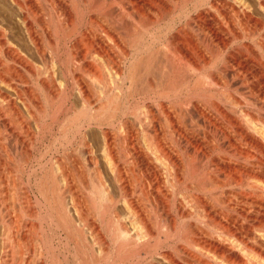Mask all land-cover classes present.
Returning a JSON list of instances; mask_svg holds the SVG:
<instances>
[{
  "label": "bare ground",
  "instance_id": "6f19581e",
  "mask_svg": "<svg viewBox=\"0 0 264 264\" xmlns=\"http://www.w3.org/2000/svg\"><path fill=\"white\" fill-rule=\"evenodd\" d=\"M10 163L0 264H254L264 0H0L1 198Z\"/></svg>",
  "mask_w": 264,
  "mask_h": 264
},
{
  "label": "rangeland",
  "instance_id": "374dc122",
  "mask_svg": "<svg viewBox=\"0 0 264 264\" xmlns=\"http://www.w3.org/2000/svg\"><path fill=\"white\" fill-rule=\"evenodd\" d=\"M49 158V157H48ZM51 163V162H50ZM49 163V164H50ZM54 163V162H53ZM12 164V165H11ZM55 164V163H54ZM52 165V163L49 165L50 167H51V165H52V167L54 166V168H56L55 169V171L56 172H58V173H60L59 172V170L57 169V165ZM10 165L11 166H9L10 167V169L9 168H7V171L5 172V177L7 176L8 177V179H7V177H6V180L9 182H7L5 179H4V183H6L5 184V191L7 192V193H5V195L6 194H8L7 196H4L3 195V197H5L4 198V200H2V198L0 199V247L1 246H3L2 245V243H3V240H4V238H3V240H2V237H4L3 235H5V234H7V235H9V234H11V236H12V238L14 239V238H16V236L18 237L17 239H19V238H21L20 236H24V233H25V236L27 235V239H26V243H24V245H26L25 247H22V250L24 251V253H29V252H31V250H32V248H33V244H34V240H35V235L36 234H34V230H33V228H32V226L34 225V226H36L37 227V221H36V219L33 217V216H31V215H29V214H27L26 213V211L24 212H22V208H21V205H23V204H21V202H24V201H22V200H20V198H22L21 196V193L23 192H21V186L19 187V181L20 180H18V176L17 175H19L17 172H16V164L14 165L13 163H10ZM18 165V164H17ZM15 168H14V167ZM56 166V167H55ZM102 171H103V173L104 174H106V175H108V170H107V167L106 166H104V165H102ZM58 170V171H57ZM9 173V174H8ZM59 176V175H58ZM12 177V178H11ZM109 177L107 176L106 177V179H107V182H108V185H110V190H111V193H112V195H113V197L114 198H116V199H119V200H121V198H120V192H119V190H118V187H116L115 185H113V181L112 180H110L111 178H109ZM11 179V180H10ZM13 179V180H12ZM10 180V181H9ZM16 180H18V181H16ZM15 182V183H12V182ZM109 181H111V182H109ZM112 183V184H111ZM12 184V185H11ZM14 184H16V185H14ZM9 185H10V187H9ZM16 187V189H18L19 190V192H20V196H18L17 194H19V192H17V190L16 189H14V187ZM13 187V188H12ZM18 187V188H17ZM117 188V189H116ZM9 190L12 192V193H14V194H11V192H9ZM12 195H14V197H11ZM17 195V196H16ZM204 195H206V193H203L201 196H204ZM18 197H19V199H18ZM68 197L69 196H67L66 197V200L68 199ZM70 198V197H69ZM13 199V200H12ZM18 200V201H17ZM19 200H20V202H19ZM68 202L67 203H69L68 205L70 206V209H71V199L69 200H67ZM12 202V203H11ZM121 202V201H120ZM21 205H20V204ZM20 205V206H19ZM4 207V208H3ZM22 210H21V209ZM118 210L119 211H121L122 213L124 212V210H125V208L123 207V205H122V203L120 204L119 203V205H118ZM21 211V212H20ZM24 215V216H23ZM5 220V221H4ZM7 222V223H6ZM6 226V227H5ZM9 226V227H8ZM14 226V227H13ZM22 227V229H21V227ZM78 226H80V227H82L81 225H79V223H78ZM12 228V229H11ZM83 228V227H82ZM16 229V230H15ZM17 229L19 230V229H21V230H19L21 233V235L19 236V234L17 233V232H19V231H17ZM10 230V231H9ZM11 230H12V232H11ZM15 230V231H14ZM14 233V234H13ZM17 233V234H16ZM214 233V232H213ZM212 233V234H213ZM16 234V236H14ZM34 239V240H33ZM2 242V243H1ZM29 244V245H28ZM31 245H32V247H31ZM26 250H24V249ZM29 248V249H28ZM29 251V252H28ZM1 253H2V247L0 248V256H1ZM26 254V257H25V255H24V259H22L20 256V259L18 258V255L16 256H14V258H15V260H18L17 262L15 261V263H20V261H22L23 260V262H21V264H28V261L29 260H31V258H30V256L29 255H27ZM254 255V256H253ZM29 256V257H28ZM253 256V257H252ZM252 256H251V260H253L252 262L254 263V264H264V257H259V255H257L256 256V254H252ZM210 257H211V259H213V260H218V262H227L228 261V258H224L223 256H220V255H217V254H210ZM224 259H223V258ZM254 257H255V259H254ZM13 258V259H14ZM27 260V262H25ZM225 260H227V261H225ZM257 260V261H256ZM14 261L12 262V263H14ZM31 262V261H30ZM14 263V264H15ZM11 264V263H10Z\"/></svg>",
  "mask_w": 264,
  "mask_h": 264
}]
</instances>
